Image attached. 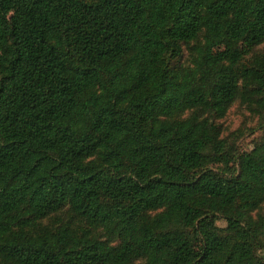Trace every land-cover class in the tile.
<instances>
[{
  "label": "trees",
  "instance_id": "1",
  "mask_svg": "<svg viewBox=\"0 0 264 264\" xmlns=\"http://www.w3.org/2000/svg\"><path fill=\"white\" fill-rule=\"evenodd\" d=\"M263 251L264 0H0V264Z\"/></svg>",
  "mask_w": 264,
  "mask_h": 264
},
{
  "label": "rangeland",
  "instance_id": "2",
  "mask_svg": "<svg viewBox=\"0 0 264 264\" xmlns=\"http://www.w3.org/2000/svg\"><path fill=\"white\" fill-rule=\"evenodd\" d=\"M221 49H216L214 52L217 53ZM240 111L238 109H234L231 114L229 115L227 121H226V127L230 130H233L237 127H239L240 123L243 121L242 117L240 116ZM259 136V133H254L253 135H249V137L246 138V140L241 145V150L243 153H247L250 148V143L254 138H257ZM215 166H218V163L216 161L213 162ZM209 227L218 226V227H224V222H209ZM262 257L264 258V251L262 252Z\"/></svg>",
  "mask_w": 264,
  "mask_h": 264
}]
</instances>
